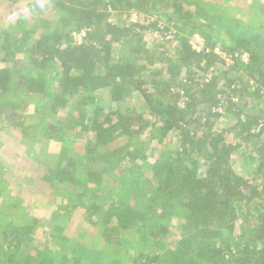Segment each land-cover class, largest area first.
Returning <instances> with one entry per match:
<instances>
[{
    "label": "trees",
    "instance_id": "1",
    "mask_svg": "<svg viewBox=\"0 0 264 264\" xmlns=\"http://www.w3.org/2000/svg\"><path fill=\"white\" fill-rule=\"evenodd\" d=\"M216 2L50 0L52 18L0 25V62H13L0 63V128L34 145L35 189L64 191L46 240L6 191L16 212L0 207L4 264H264V16L246 24ZM111 10L146 17L114 22ZM169 22L176 44L155 38L151 50L143 31ZM218 30L230 62L188 43L196 32L213 48ZM127 96L137 108L121 104ZM146 129L150 151L137 143ZM75 137L83 154L71 151ZM77 212L86 246L72 232Z\"/></svg>",
    "mask_w": 264,
    "mask_h": 264
},
{
    "label": "rangeland",
    "instance_id": "2",
    "mask_svg": "<svg viewBox=\"0 0 264 264\" xmlns=\"http://www.w3.org/2000/svg\"><path fill=\"white\" fill-rule=\"evenodd\" d=\"M205 3L210 0H204ZM213 1V0H211ZM217 1L215 7L222 9H226L229 13H233L236 18H241L242 21L246 24L250 23L256 16L263 17L264 16V6L260 4H264V0H214ZM215 3V2H214ZM225 11V10H224ZM55 10L50 4V0H0V25L4 27H18L23 22L30 26H36L39 22V19L43 18H52ZM135 11L131 10H111L110 12V20L111 21H120V22H128L134 18ZM146 15L143 13H139L134 19L139 21H144ZM154 16H152L153 18ZM153 29H145L143 31L144 40L147 43V46L152 50L154 45L156 44L155 37L152 32ZM216 34L217 44L221 45L223 41H228L226 34L222 30L217 31ZM155 50V49H154ZM161 50V49H160ZM170 54H173L171 51ZM1 65H10L12 66V61H8L4 64L0 62ZM162 65L158 63L157 66ZM99 97L97 98V102L102 105H105L108 100V90H102L98 92ZM135 97L127 96L125 98L124 106H133L138 107L139 102ZM153 119H151L152 121ZM235 122V118L230 115L227 117H222L219 122V127L227 128L230 127ZM3 124H0V127ZM151 129V128H150ZM151 134L148 129H146L141 136L140 142L143 147H145L146 151H150L154 147L157 146L156 138H151ZM75 142L73 143L72 153L74 155L83 154L84 146L83 139L75 137ZM118 142L114 141V144L117 145ZM36 145V144H35ZM34 148V145H27L25 142L20 140H15L5 131L0 128V178L13 174L16 176V183L8 182L3 183L0 182V207L3 216H7L9 213H15V208L10 207L9 201L7 200V192L11 191L18 193L19 202L23 204L28 215L37 217L40 220V226H38V230L36 233V237L41 240H46L48 238L47 234H44L43 230L48 227V224L51 222L52 211L56 205V202L60 200V194L64 193L61 188H53L50 190L49 188L45 189L42 193L34 188L32 181H30V175L28 168L31 165L30 160L26 154V152ZM44 163H50L51 166L53 164L49 160L48 157L44 159ZM7 172V173H6ZM15 190V191H14ZM63 191V192H61ZM82 213H75L72 215L73 217V226L72 232L80 236L81 241L84 246L87 245V236L85 232L88 231L80 225V215ZM92 231V230H91ZM91 233V232H90ZM172 239H168L171 241ZM87 241V242H86ZM124 260V259H123ZM0 264H4L3 260L0 259ZM124 264H127V261H124Z\"/></svg>",
    "mask_w": 264,
    "mask_h": 264
},
{
    "label": "built area",
    "instance_id": "3",
    "mask_svg": "<svg viewBox=\"0 0 264 264\" xmlns=\"http://www.w3.org/2000/svg\"><path fill=\"white\" fill-rule=\"evenodd\" d=\"M138 14H139L138 12H135L133 14L134 18ZM134 18H132L131 21L137 22ZM161 25H164V24L162 23ZM166 26L168 27V29L162 33L157 28L153 29L152 30L153 35L159 41L164 40V41H167V42L172 43L174 45L177 42V40L175 39L176 29L174 27V24L172 22H169V23H167ZM159 27H161V26H159ZM87 32H88V29H86V28L73 31L71 33V37L73 39V42L75 44L82 43L84 38L87 35ZM188 43H189L191 49L195 52L212 53V54L223 57L227 62L231 61L230 57L226 55V53L220 48L219 45H215L213 48H209L206 44L205 38L199 33L195 32V33L191 34L188 38ZM247 56L248 55L246 53H243L242 59L247 60Z\"/></svg>",
    "mask_w": 264,
    "mask_h": 264
}]
</instances>
